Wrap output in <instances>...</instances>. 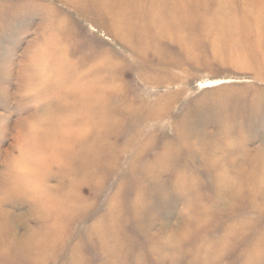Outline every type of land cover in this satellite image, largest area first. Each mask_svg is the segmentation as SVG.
<instances>
[{
	"label": "rangeland",
	"instance_id": "obj_1",
	"mask_svg": "<svg viewBox=\"0 0 264 264\" xmlns=\"http://www.w3.org/2000/svg\"><path fill=\"white\" fill-rule=\"evenodd\" d=\"M161 1L0 0L2 264H264V0ZM29 60L51 98L43 193L3 171Z\"/></svg>",
	"mask_w": 264,
	"mask_h": 264
},
{
	"label": "clouds",
	"instance_id": "obj_2",
	"mask_svg": "<svg viewBox=\"0 0 264 264\" xmlns=\"http://www.w3.org/2000/svg\"><path fill=\"white\" fill-rule=\"evenodd\" d=\"M17 79L19 82L14 80L17 87L10 91L8 99L13 104L23 103L35 110L17 119L15 125L18 130L17 143L19 144L17 159L10 160L3 171H6L14 180L24 181L30 192L43 193L46 191L44 182L34 177L37 176L36 170L39 168V153L36 151V146L47 126L51 103V98L45 94L48 82L36 73L31 60L26 62Z\"/></svg>",
	"mask_w": 264,
	"mask_h": 264
},
{
	"label": "bare ground",
	"instance_id": "obj_3",
	"mask_svg": "<svg viewBox=\"0 0 264 264\" xmlns=\"http://www.w3.org/2000/svg\"><path fill=\"white\" fill-rule=\"evenodd\" d=\"M203 1H204V0H202L201 2L203 3ZM205 1H206V0H205ZM251 1H252V0H251ZM152 2H153V0H152ZM155 2H156V1H155ZM161 2H162V1L160 0V4H161ZM244 2H245V1H244ZM256 2H258V1L256 0ZM111 3H112V2H111ZM249 3H250V2H249ZM259 3H260V2H259ZM114 4H115V3H114ZM125 4H126V3H125ZM150 4H151V3H150ZM254 4H256V3L254 2ZM107 5H108V4H107ZM172 5H173V4H172ZM172 5H171V6H172ZM226 5H227V3H226ZM246 5H247V3H246ZM257 5H258V4H257ZM262 5H263V4H262ZM109 6H110V5H109ZM165 6H170V5H165ZM172 7H173V6H172ZM218 7H219V6H218ZM250 7H251V6H250ZM254 7H255V6H254ZM263 7H264V6H263ZM126 8H127V7H126ZM126 8H125V9H126ZM146 8H147V7H146ZM157 8H158V7H157ZM161 8H162V7H161ZM161 8H160V9H161ZM216 8H217V7H216ZM224 8H225V7H224ZM256 8H257V7H256ZM123 9H124V8H123ZM149 9H150V8H149ZM257 9L260 10V5H259V8H257ZM165 10H166V9H165ZM169 10H170V8H169L167 11H165V12H169ZM225 10H226V9H225ZM262 10H263V9H262V6H261V11H262ZM157 11H158V10H157ZM163 11H164V9H163ZM163 11L161 10L162 13H163ZM173 11H174V10H173ZM173 11H172V13H173ZM248 11H249V10H248ZM257 11H258V10H257ZM109 12H110V11H109ZM158 12H159V11H158ZM175 12H176V11H175ZM225 12H226V11H225ZM228 12H229V11H228ZM243 12H244V11H243ZM246 12H247V11H246ZM251 12H252V11H251ZM159 13H160V12H159ZM213 13H214V12H213ZM230 13H231V10H230ZM247 13H248V12H247ZM254 13H255V11H254ZM254 13H253V14H254ZM256 13H257V12H256ZM262 13H263V12H262ZM110 14H111V13H110ZM174 14H177V13H174ZM174 14H173L172 17L175 16ZM225 14H229V13L226 12ZM225 14H224V15H225ZM260 14H261V13H260ZM260 14H259V15H260ZM155 15H156V13H155ZM214 15H215V14H214ZM231 15H232V14H231ZM245 15H246V14H245ZM251 15H252V13H251ZM251 15H250V16H251ZM158 16H160V15H158ZM176 16H177V15H176ZM226 16H227V15H226ZM260 16H262V14H261ZM164 17H165V15H164ZM164 17H163V18H164ZM169 17H170V16H169ZM224 17H225V16H224ZM252 17H253V16H252ZM222 18H223V16H222ZM228 18H229V17H228ZM260 18H261V17H260ZM157 19H158V18H157ZM178 19H179V18H178ZM229 19H230V20H229ZM229 19H228V20L231 22V21H232L231 19H233V18L231 17V18H229ZM256 19H258V17H257ZM262 19H263V17H262ZM117 20H118V19H117ZM122 20H124V19H122ZM162 20H163V19H162ZM172 20L174 21L175 18H172ZM211 20H212V19H211ZM211 20H210V21H211ZM218 20H219V19H218ZM226 20H227V19H226ZM247 20H248V18H247ZM118 21H119V20H118ZM173 21H171V19H170V22H173ZM179 21H181V20H179ZM203 21H204V20H203ZM222 21H224V19L221 20V24H223ZM260 21H261V19H260ZM260 21H259V22H260ZM119 22H120V21H119ZM121 22H122V21H121ZM121 22H120V23H121ZM205 22H206V19H205ZM212 22H214V21H212ZM212 22H211V23H212ZM224 22H226V21H224ZM245 22H246V21H245ZM255 22H256V21H255ZM259 22L257 21V23H259ZM163 23H164V22H163ZM168 23H169V22H168ZM176 23H177V21H176ZM211 23L209 22V23H207V24H211ZM215 23H216V22H215ZM239 23H240V22H239ZM117 24H118V23H117ZM171 24H172V23H171ZM179 24H181V23H179ZM182 24H184L183 21H182ZM221 24H220V27H222ZM259 24H260V23H259ZM259 24H258V25H259ZM174 25H175V24H174ZM174 25H173V26H174ZM211 25H212V24H211ZM228 25H231V24H228ZM233 25H235V22H234V24H232V26H233ZM236 25H237V24H236ZM258 25H257V26H258ZM164 26H165V25H164ZM169 26H170V25H169ZM169 26H168V27H169ZM173 26H172V27H173ZM213 26H214V25H213ZM224 26H225V23H224ZM224 26H223V27H224ZM237 26H238V25H237ZM237 26H236V27H237ZM240 26H241V25H240ZM114 27H115V26H114ZM172 27H171V28H172ZM177 27H178V25H177ZM183 27H184V26H183ZM211 27H212V26H211ZM211 27L209 26V28H211ZM226 27H227V23H226ZM228 27H229V26H228ZM234 27H235V26H234ZM246 27H247V26H246ZM250 27H251V26H250ZM115 28H116V27H115ZM166 28H167V27H166ZM173 28H175V26H174ZM212 28H213V27H212ZM230 28H231V26L229 27V29H230ZM244 28H245V27H244ZM257 28H258V27H257ZM116 29H117V28H116ZM116 29H115V30H116ZM207 29H208V28H207ZM226 29L228 30V28H226ZM226 29L224 30V31H225V34H226V31H227ZM233 29H235V28H233ZM247 29H248V28H247ZM165 30H166V29H165ZM165 30H164V33H165ZM169 30H170V27H169ZM176 30H178V29H176ZM216 30H219V29H218V26H217V29H216ZM231 30H232V29H231ZM231 30H230V31H231ZM235 30H236V29H235ZM173 31H175V30H173ZM204 31H205V30H204ZM208 31H211V29H210V30L208 29ZM220 31H222V30H220ZM230 31H228V32L230 33L229 35H230V36L232 35V37H233V34H231ZM236 31H238V30H236ZM175 32H176V31H175ZM180 32H182V33H179V34H178V33L176 32L175 35H176V34H178V35L183 34V35H184L183 30L180 31ZM211 32H212V31H211ZM213 32L215 33L216 31L214 30ZM217 32H218V31H217ZM114 33H115V32H114ZM116 33H117V32H116ZM166 33H168V32H166ZM204 33H207V32H204ZM232 33H234V32L232 31ZM170 34H171V36L173 37V35H172V31L170 32ZM202 34H203V33H202ZM210 34H211V33H210ZM210 34H209V35H210ZM220 34H221V33H220ZM178 35H177V36H178ZM203 35H205V34H203ZM213 35H216V33L213 34ZM213 35H210V36H213ZM217 35H218V34H217ZM235 35H236V34H235ZM238 35H239V34H238ZM238 35H237V37L239 38ZM221 36H222V35H221ZM225 36H226V35H225ZM182 37H184V36H182ZM205 37H206V35H205ZM217 37H218V36H217ZM178 38H179V37H178ZM230 38H231V37H230ZM124 39H126V37H125ZM173 39H174V37H173ZM225 39L228 40V39H227V36H226ZM225 39H224V40H225ZM169 40H171V39H169ZM180 40H181V39H180ZM180 40H179V41H180ZM186 40H187V39H186ZM213 40L215 41V39H213ZM177 41H178V40H177ZM182 41H183V40H182ZM211 41H212V39H211ZM228 41L231 42L232 40L229 39ZM234 41H235V40H234ZM234 41H233V43H234ZM189 42H190V41H189ZM189 42H187V43H188V47H189ZM229 42H228V43H229ZM237 42H238V39H237ZM185 43H186V42H185ZM185 43H184V44H185ZM217 43H218V42H217ZM217 43H216V44H217ZM179 44H180V43H179ZM182 44H183V43H182ZM216 44H215L214 46H216ZM220 44H221V43H220ZM236 44H237V43H236ZM185 45H186V44H185ZM218 45H219V44H218ZM224 45H227V44L224 43ZM224 45H223V46H224ZM184 47H185V46H184ZM216 47H217V46H216ZM216 47H215V48H216ZM218 47H220V46H218ZM234 47H235V49L237 48L236 45H235ZM212 48L214 49V47H212ZM227 48H228V47H227ZM217 49H218V48H217ZM217 49H216V50H217ZM228 49H229V48H228ZM233 49H234V48H233ZM214 51H215V50H214ZM217 51H218V50H217ZM217 51H215V52L217 53ZM237 51H238V50H237ZM237 51L235 50L234 53H236ZM229 52H230V51H229ZM216 53H215V54H216ZM217 54H218V53H217ZM232 56H233V54H232ZM232 56H231V59L237 57V56H236V57H232ZM240 57H241V56H240ZM236 59H237V58H236ZM237 60H238V59H237ZM231 61H233V60H231ZM231 61H230V59H229V62H231ZM234 63H235V61H234ZM71 70H72V69H71ZM92 82H93V81H92ZM97 83H98V82H97ZM100 83H101V82H99V84H100ZM93 84H94V83H93ZM75 85H76V84H75ZM90 86H92V85L90 84ZM74 87H75V86H74ZM88 87H89V86H88ZM75 88H76V87H75ZM78 88H81V87L78 86ZM78 88H77V89H78ZM91 88H92V87H91ZM100 94H101V93H100ZM91 101H92V100H91ZM84 103L86 104V102H84ZM88 104H89V103H88ZM90 104H91V103H90ZM90 104H89V105H90ZM92 104H93V103H92ZM86 124H87V123H86ZM81 127H82V126H81ZM68 132H69V131H68ZM70 133H71V132H70ZM89 152H91V150H90ZM87 154H89V153H87ZM78 157H79V156H78ZM80 157H82V154H81ZM256 167H257V166H256ZM256 167H255V168H256ZM257 168H258V167H257ZM257 170H258V169H257ZM223 177H224V175H223ZM246 178H247V177H246ZM249 178H250V177H249ZM216 184H217V183H216ZM227 184H228V183H227ZM223 186H224V185H223ZM229 186H230V185H229ZM218 187H219V186H218ZM5 188H6V187H5ZM227 188H228V187H227ZM229 188H230V187H229ZM231 188H232V187H231ZM225 189H226V188H225ZM225 189H223V190H225ZM4 190H5V189H4ZM228 190H229V189H228ZM55 192H56L57 194H56V195H53V194L50 193V194H51V195H49L50 197L45 198V202H44V203H45L46 206H49V205H50V206H52L53 208H55V206L58 208V206H59V210H60V212H64V213H65V211H66L67 209L70 208V203L72 202V198H71L67 193H65V195L60 194L61 192H60L59 190H57V191H55ZM224 192H225V191H224ZM45 195H46V194H45ZM222 196H223V195H222ZM219 197H220V196H219ZM74 198H75V196H74ZM76 198H77V197H76ZM76 198H75V199H76ZM76 200H77V199H76ZM80 200H81V199H80ZM73 202H76V201L74 200ZM73 202H72V203H73ZM195 202H196V201H195ZM0 205H1V204H0ZM72 206H73V205H72ZM72 206H71V207H72ZM41 210L44 211V210H45V207H42ZM200 213H201V212H200ZM199 215H200V214H199ZM7 225H8V227H7ZM5 227H7V228L9 229V228H11V225L6 224ZM30 235H31V234H30ZM31 236H32V235H31ZM99 237H100V236H99ZM32 238H33V237H32ZM32 238H29V239H23V238H22L23 240L18 241L17 244H16V246H17V250H22V252L25 251V252L28 254L29 251H27V248L31 247V239H32ZM32 242H33V241H32ZM38 242H39V241H38ZM36 243H37V242H36ZM32 245H33V244H32ZM2 248H3V247H2ZM3 249H5V248H3ZM3 252H5V250H3ZM8 257H9V256H7V257H6V260H5V263H6V264H12L13 262H16V261H17V260H16L17 257H13V258H11V257L8 258ZM0 264H2V260L0 261Z\"/></svg>",
	"mask_w": 264,
	"mask_h": 264
}]
</instances>
